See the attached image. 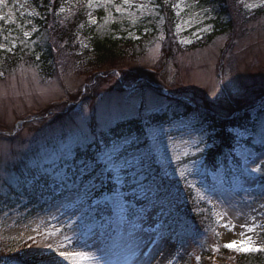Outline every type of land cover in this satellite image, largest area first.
Returning a JSON list of instances; mask_svg holds the SVG:
<instances>
[{
  "label": "rangeland",
  "instance_id": "1",
  "mask_svg": "<svg viewBox=\"0 0 264 264\" xmlns=\"http://www.w3.org/2000/svg\"><path fill=\"white\" fill-rule=\"evenodd\" d=\"M154 1L128 0L125 4L122 0L127 7H153ZM12 2V7L24 16L23 36L29 38L38 29L34 20L44 12L43 0ZM200 3L201 0H178L174 6V34L184 50L177 56L176 63L167 62L160 77L149 79L145 73L161 62V41L159 38L145 41L143 50H138L140 54L124 62L142 68L139 72L143 77L123 83L116 73L119 82L113 78L102 82L93 108L79 104L87 85L73 67L64 70L60 66V71L43 75L38 67L22 61L6 73L0 72V248L29 260L33 253H43L54 264H71L53 251L58 245H62L60 251L85 252L97 258L80 264H105L106 261L108 264H203L204 257L211 252H222L221 246L233 240L239 243L226 249L236 255L258 252L251 250L254 247L264 252V191L256 198L250 191L264 190L259 185L264 174V150L236 144L234 160L226 154L230 173L235 175L230 179L221 167L215 172L205 170L204 155L216 143L209 140L206 126L196 125L201 108L168 124H147L150 115L166 106L159 91L177 94L183 88L184 93L179 94L189 102L205 106L204 100L211 101L213 105L209 102V108L221 109L223 114H230L239 105L236 99H241V105L253 114L260 101L259 91L264 90V12L257 16L255 12L264 9V0H236L246 18L238 31L209 39L217 10L212 4ZM4 14L0 6V16L8 23ZM223 19L227 21V16ZM87 20L90 25L94 24L96 16L91 14ZM130 36L138 38L134 33ZM159 37L162 38L163 33ZM194 43L198 46L190 49ZM87 45L85 38L79 39V57L83 56ZM1 47L10 51L15 42L2 43ZM221 59L223 69H220ZM140 81L142 88L138 87ZM80 90L78 100L71 101L69 95ZM58 101L66 102V114L57 119L49 118L34 128L39 124L36 113ZM117 101L123 112L119 131L137 119L145 124L139 134L125 135L136 140L130 151L145 159L143 168H132L131 175L150 164L161 166L157 178L134 191L138 198L146 200L133 218L126 213L122 218L121 210L113 202L114 191L105 190L108 181L114 183L111 177L105 180L103 187L97 184L89 195L73 190L60 194L63 190L60 178L70 177L66 171L68 166L58 158L62 146L80 127L91 141L90 152H97L102 147L101 136L108 137L101 115ZM27 121H31L32 126L21 127ZM257 125L256 139L259 137L264 142V116ZM252 135L249 132L242 138ZM49 140L50 145H47ZM96 141L101 144L98 146ZM33 147L43 152L40 163L36 160L39 166L32 176L19 181L6 168L20 153H29ZM42 148H47V152ZM238 163L245 169L246 176L237 175ZM177 169L184 172L183 177ZM125 177L122 174L121 182ZM118 190L127 203L133 193L128 194L120 187ZM190 199L196 201L194 214L203 210L197 206L202 200L211 210L213 222L207 221L210 226L205 232L185 228L189 225L181 207ZM97 204L109 206L110 215L84 222L86 210ZM86 229L92 232L86 233ZM30 236L34 239H29ZM241 248L244 251L238 250ZM101 250H108V254Z\"/></svg>",
  "mask_w": 264,
  "mask_h": 264
},
{
  "label": "trees",
  "instance_id": "2",
  "mask_svg": "<svg viewBox=\"0 0 264 264\" xmlns=\"http://www.w3.org/2000/svg\"><path fill=\"white\" fill-rule=\"evenodd\" d=\"M177 1L155 0L153 7H137L138 5L127 7L122 0H111L109 4L103 3V0H93L91 6H89L88 0H43L44 12L40 18L34 20L38 29L29 38H25L23 36L24 16L12 7V0H5L7 6H3V10L8 23H5L4 19L0 20V72L6 73L22 61L38 67L43 75L60 71V66L64 70L73 67L75 73L83 77L84 84L87 85L85 92L79 99V104L84 103L89 106V109L93 108L102 82L112 78L117 79L116 82H119L118 75L123 83L129 80L136 81L143 77L139 72V69L142 68L131 67L124 62L132 59L134 54H140L138 50H143L145 41L156 38L161 41V62L150 67L151 70L145 73L149 79L160 77L161 72L166 68L167 62H177V56L184 52L183 48L177 43L174 34L176 24L174 6ZM204 4H212L217 10L216 19L213 21L215 22L214 30L207 36V39L229 31L237 32L243 23V19H246L241 7L236 4V0H201L200 5ZM116 6H120L121 10L118 11ZM9 11H11L10 18L8 16ZM263 12L264 9H259L255 12V15H260ZM91 14L96 16V22L90 25L87 19ZM224 16H227V21L223 19ZM131 33L137 34L138 38L133 39L130 36ZM160 33H163L162 38L159 37ZM80 38H85L88 42L82 57L77 55ZM11 41L15 42V47L12 50L8 51L1 47L2 43L8 44ZM196 46L198 44L194 43L190 46V49ZM220 64V69H223L222 59ZM138 87H143L142 81H140ZM180 89L177 94H174L176 96L170 93L158 92L159 96L165 100L166 106L159 113L150 115L147 124H167L198 112V109L201 108L202 112L197 115L196 125L206 126V130L209 132V140L216 143L212 148L207 149L204 155L205 170L206 172L208 170L214 172L221 167L227 177L232 179L235 175L230 173L226 154L231 155L234 160L233 151L236 149V144H243L258 151L264 150V142L259 137L256 139L258 121L264 116V90L260 89L259 91L258 100H261V103L256 105L258 107L255 106L256 102L253 105L250 104L255 106L253 114H250L249 109L241 105V99H236L239 105L232 109L230 114H223L220 112L221 109L209 108L211 101L204 100L205 106H201L195 101L189 102L183 94H179L184 93V89ZM80 94L81 90L77 93H71L69 99L77 101ZM234 103L236 104V101ZM65 111V101L48 104L46 108L36 113L38 114L36 117H38L39 124L35 125L34 128L43 125L49 118H61L66 114ZM48 112L50 114L45 116ZM31 124V121L23 122L21 127ZM144 126L145 124L137 119L134 123L132 121L128 122L121 132L124 135L132 132L139 134L141 132L140 128ZM249 132L253 135L243 139L242 136ZM15 136L17 134L12 137ZM101 137L103 141L107 139L104 135ZM46 144L50 145V140ZM95 144L99 146L100 142L96 141ZM47 148L42 149L47 152ZM89 148L88 145L86 152L87 155L91 156L93 152H90ZM84 154V150L77 151L74 148L73 155L67 163L61 162L68 166L66 167L68 176L70 174L71 177L75 171L73 159L78 161ZM42 155L43 152L39 147H33L29 150V153H20L19 157L10 163L6 169H9L12 176L17 180L23 181L26 177L32 176L37 170ZM160 170V165L150 164L139 173L125 177L119 185L108 181L105 190L114 191L120 187V190L129 192L128 194L133 193L131 199H127V204H130L138 214V207L146 199L138 198L134 191L139 185L145 186L157 178ZM236 172L238 176H246L239 167H237ZM263 181L264 174L259 182V185L264 187ZM59 183L63 187L60 194L79 189V185L74 186L69 179L65 180L64 177L60 178ZM250 191L254 193L253 196L256 198L264 190L253 189ZM195 204L196 201L190 199L181 207L189 225L184 226L188 231L198 232L201 230L205 232L210 226L207 221L213 222L209 214L211 210L207 208L206 202L202 200L197 206L203 210L198 214H194L192 209ZM101 215H110L109 206L106 204L92 205L86 210L83 220L89 222ZM134 216L130 217L133 218ZM96 225L91 226V230ZM91 230L88 232V229H86V233H91ZM221 249L222 252L215 253L218 260H212L211 257L204 258L203 264H264V252L236 255V253L229 252L223 246H221ZM26 260L29 259L23 258L16 252L0 248V264H24Z\"/></svg>",
  "mask_w": 264,
  "mask_h": 264
},
{
  "label": "snow or ice",
  "instance_id": "3",
  "mask_svg": "<svg viewBox=\"0 0 264 264\" xmlns=\"http://www.w3.org/2000/svg\"><path fill=\"white\" fill-rule=\"evenodd\" d=\"M93 0H88L89 6L92 5ZM167 2V0H165ZM103 3L109 4L111 0H103ZM127 4L128 0H124ZM0 6L6 7L5 0H0ZM117 10L120 11V6H116ZM141 7V6H137ZM9 18L11 17V11L8 13ZM4 19L0 16V20ZM179 28V26H177ZM27 35V33H25ZM122 112V105L119 101L115 102L114 105H110L101 115L102 126L107 129L108 137L102 143V147L99 148L97 152L93 155H87L86 149L91 141L88 139L87 134L82 128L78 127L77 131L70 137L68 143L64 144L60 150L59 157L67 163L68 159L72 157L73 145L76 146L77 151L84 150L85 154L78 159H73V168L75 169L71 177L65 175V180L70 179L71 183L79 185L77 191H83L85 195L91 194L96 188L97 184L100 187L104 186L105 180L111 177L114 182L118 185L121 183L122 174L124 176H131L132 168H143L145 164V159L137 156L135 153L131 152L130 149L135 145V138H130L125 136L120 129L119 119ZM176 158L175 156L173 157ZM257 169H253L256 171ZM180 175L183 177L184 172L177 169ZM132 178V177H131ZM113 202L123 214H128L130 216L137 215L135 209L125 202L120 196L118 189L114 190ZM264 207V205H262ZM163 226V225H161ZM227 227V226H226ZM252 229H249L251 231ZM52 233H48L51 235ZM29 239H34L29 237ZM239 243L233 240L231 243L224 245L225 248H233L234 245ZM51 248V245H47ZM124 247H127L125 244ZM62 245H58L53 251L59 252V256L63 257L64 260H68L71 264H80L81 261L85 260H96L95 256L90 255L85 252H75L69 253L67 251H60ZM239 251H244L243 248L238 249ZM252 251H260V248H252ZM105 255L108 254V250H101ZM197 259H199L197 257ZM24 264H54L50 258H46L43 253H33L31 260H26ZM105 264H108L106 261Z\"/></svg>",
  "mask_w": 264,
  "mask_h": 264
}]
</instances>
